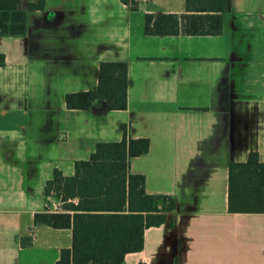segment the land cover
Wrapping results in <instances>:
<instances>
[{"label": "crops", "instance_id": "crops-1", "mask_svg": "<svg viewBox=\"0 0 264 264\" xmlns=\"http://www.w3.org/2000/svg\"><path fill=\"white\" fill-rule=\"evenodd\" d=\"M30 2L42 6L26 9L28 35L0 36V66L36 72L40 98L24 93L15 110L1 109L0 164L27 169L21 179L33 181L39 159L59 156L70 173L96 142L120 139L125 124L150 139L130 170L146 176L148 193L177 202L125 264H264V212L228 208L230 161L251 150L264 160V0H227L224 31L208 35L145 33L146 13L181 14L186 0H136L135 8L123 0ZM106 60L128 63L127 109L68 108L66 93L95 89ZM15 191L0 188V264H35L19 253L49 242L28 236L23 245L21 235L67 230L69 245L40 246L52 255L37 264H57L72 229L35 222L43 190Z\"/></svg>", "mask_w": 264, "mask_h": 264}, {"label": "trees", "instance_id": "trees-1", "mask_svg": "<svg viewBox=\"0 0 264 264\" xmlns=\"http://www.w3.org/2000/svg\"><path fill=\"white\" fill-rule=\"evenodd\" d=\"M135 8L136 0H123ZM42 2L29 3V9ZM227 0H186V11L146 13L144 31L152 35L221 34ZM28 15L19 0H0V33H27ZM0 55V64L3 63ZM102 98L107 108L128 107V63L101 61L95 89L67 92L66 106L84 109ZM118 140L98 141L86 159H78L70 173L55 167L44 193L59 202L58 210L35 213V221L55 228H71L72 244L63 247L57 264H125L129 252L144 247L145 230L164 223L176 209L170 194L146 191V176L130 170L131 159L150 149L148 137H134L122 124ZM228 208L231 212H264V160L251 150L244 161L229 163Z\"/></svg>", "mask_w": 264, "mask_h": 264}, {"label": "rangeland", "instance_id": "rangeland-1", "mask_svg": "<svg viewBox=\"0 0 264 264\" xmlns=\"http://www.w3.org/2000/svg\"><path fill=\"white\" fill-rule=\"evenodd\" d=\"M36 1L39 2V0ZM29 2L30 0H21L20 8L29 9ZM37 79H38L37 73L30 71V68L29 70L27 68L19 69V67L12 65L9 61H7L5 65L0 66V98L1 96L3 97L2 101L0 102V111L4 107L6 108L7 111L15 110L16 109L15 107L17 106V103L19 101V97H21L24 93L26 94L28 92H33L30 98L32 97V100H35L34 98L39 99L40 93H37L35 91L36 89H38V87L40 88L39 86L40 81L39 79L38 80ZM29 82H30V86H26V84ZM35 106L36 105L34 104L31 107L32 108L31 110L34 112L37 111V107ZM1 122L4 123L5 119H2ZM20 151L21 153L19 154V156H22L23 149H21ZM49 156L51 157L50 154ZM1 161L4 162L3 160ZM36 166L38 167L39 173L35 174V179L31 181L28 180L26 176V180L23 181L21 179L22 174L24 173V175L25 174L27 175V169L25 173V170L21 166H8L6 164H0V188L7 189L8 191L16 190L14 192L16 193L17 191H21V192L26 191V189L30 186L34 189V192H38L40 190H43V186L46 180L52 176L55 167L61 168L65 172H69V167L67 165L66 160L59 156L58 157L55 156L47 159H39L38 162L36 163ZM30 171L31 169L28 172ZM36 207H37V203L35 202L27 204V208H36ZM33 232L31 231L30 234L25 233L21 235L20 244L23 245L27 244L29 242L28 236H31L32 242H35L36 245L38 242H42L44 240L49 241L48 243L42 242L39 244L44 249L47 245H52L54 243L59 244L60 242L62 246H66L71 243V237H68V239H66L65 236V234L68 233L67 230H63L59 233H56L58 236L62 235L63 236L62 239H58L57 235L51 232L38 233L37 236L36 233L33 234ZM40 246H38L34 250H28V251L24 250V252L22 250L23 253L21 252L19 254L25 255V258H27V260L35 264H37V262L40 263L46 256L48 257V260H51L50 256L52 254L49 255L50 251H48L47 253Z\"/></svg>", "mask_w": 264, "mask_h": 264}, {"label": "flooded vegetation", "instance_id": "flooded-vegetation-1", "mask_svg": "<svg viewBox=\"0 0 264 264\" xmlns=\"http://www.w3.org/2000/svg\"><path fill=\"white\" fill-rule=\"evenodd\" d=\"M28 35V24H27V33L25 35H20V36H26ZM0 36H5L2 35L0 33ZM98 99H102V98H98ZM96 100V99H95ZM94 100V101H95ZM78 110H97V111H101V109L99 108V105H96L93 107V102L92 105L88 108H84V109H78ZM43 194H44V199L47 201L46 207L44 210L42 211H46V210H58L59 209V202H57L56 200H54L53 198L48 197L45 193H44V187H43ZM40 212V211H39ZM36 223H39L40 221H35ZM33 232V231H32ZM34 234V232H33Z\"/></svg>", "mask_w": 264, "mask_h": 264}, {"label": "water", "instance_id": "water-1", "mask_svg": "<svg viewBox=\"0 0 264 264\" xmlns=\"http://www.w3.org/2000/svg\"><path fill=\"white\" fill-rule=\"evenodd\" d=\"M96 105H99L101 111L110 110L107 108V102L104 99H96L95 101L93 100V107Z\"/></svg>", "mask_w": 264, "mask_h": 264}]
</instances>
